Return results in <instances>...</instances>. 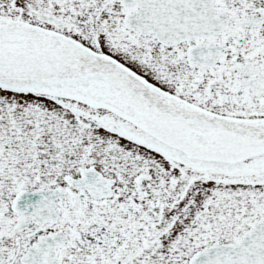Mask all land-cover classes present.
I'll list each match as a JSON object with an SVG mask.
<instances>
[{"label":"snow or ice","instance_id":"6c2138e0","mask_svg":"<svg viewBox=\"0 0 264 264\" xmlns=\"http://www.w3.org/2000/svg\"><path fill=\"white\" fill-rule=\"evenodd\" d=\"M0 264H264V0H0Z\"/></svg>","mask_w":264,"mask_h":264}]
</instances>
